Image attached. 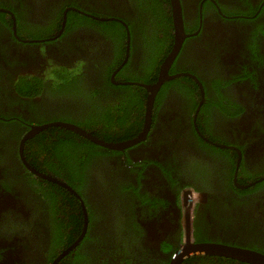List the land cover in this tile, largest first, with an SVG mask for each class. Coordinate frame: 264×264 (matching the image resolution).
I'll return each mask as SVG.
<instances>
[{
    "label": "flooded vegetation",
    "instance_id": "af4514ba",
    "mask_svg": "<svg viewBox=\"0 0 264 264\" xmlns=\"http://www.w3.org/2000/svg\"><path fill=\"white\" fill-rule=\"evenodd\" d=\"M178 2L180 37L174 0H0V264L264 251V0Z\"/></svg>",
    "mask_w": 264,
    "mask_h": 264
},
{
    "label": "water",
    "instance_id": "95a60500",
    "mask_svg": "<svg viewBox=\"0 0 264 264\" xmlns=\"http://www.w3.org/2000/svg\"><path fill=\"white\" fill-rule=\"evenodd\" d=\"M174 16H175V22L177 25V37L182 36V28H181V9H180V4L178 0H174ZM178 31V32H177ZM174 53L171 52L169 57L163 62V65L161 66L160 69V74L159 78L156 82L151 83L148 85L149 89L152 91V94L148 96V100L146 102L147 108H146V116L147 119L149 120L150 115H151V110L154 102V96L162 82L166 80L167 78L170 77L169 72H168V67L169 63L171 62L172 58L174 57ZM63 124L66 125L67 127L73 128L74 130L84 133L88 135L89 137L95 139L96 141L103 143L109 147L112 148H123L127 145H129L132 141L131 140H125V141H119V142H106L103 139H99L98 137H95L94 135L90 134L89 132H86L82 127L73 124V123H63V122H56V124ZM45 125H36L33 128V131H38L42 129ZM34 171L37 173L43 175L44 177H47L48 179L51 180H57L55 177H52L50 175H47L43 172H40L37 168L30 166ZM65 186H67L71 191L77 193V191L68 183L61 182ZM80 197L81 203L84 208L85 212V224H87L88 221V213H87V208L86 204L81 197L79 193H77ZM86 230V227H85ZM84 230V232H85ZM83 235V234H82ZM81 235V237H82ZM76 245V242L73 243L71 247H74ZM68 251L65 250V252ZM193 254H214V255H222V256H227V257H232L241 261L248 262L250 264H264V251L255 249L253 247L249 246H244V245H239V244H232V243H226V242H219V241H201V242H193L190 239H188L185 243H183L180 247H178L174 253L171 255V259L169 264H182L183 260L191 256ZM60 257H58L53 264H56V262L59 260Z\"/></svg>",
    "mask_w": 264,
    "mask_h": 264
},
{
    "label": "trees",
    "instance_id": "16d2710c",
    "mask_svg": "<svg viewBox=\"0 0 264 264\" xmlns=\"http://www.w3.org/2000/svg\"><path fill=\"white\" fill-rule=\"evenodd\" d=\"M125 118V117H124ZM105 119H109L106 118ZM121 121V118L119 119ZM43 139H41L40 143V152L44 153L46 152V148H49L51 145L48 142V140L45 137H42ZM45 149V150H44ZM48 183H51L50 181H48ZM57 188L63 190L66 194H67V190L62 188L60 185H55ZM68 195H69V199L71 201V206L74 210H76V214L78 216V221L79 224L78 226L74 227L72 229L73 232L76 233L75 236H72L71 240H73L78 234H80L82 227H83V220H82V215H81V206L80 203L75 199V196L71 193H69L68 191ZM66 247V245L64 246ZM85 252H83V263L80 260H77V258L79 257V255H77L76 257H74L72 260H65L60 262L59 264H90L91 260L90 256L85 255ZM71 257H69L70 259ZM127 261H131V257H127ZM93 264H95L93 262ZM183 264H250L248 262L245 261H241L232 257H227V256H222V255H214V254H194L191 256H188L185 258V260L183 261Z\"/></svg>",
    "mask_w": 264,
    "mask_h": 264
}]
</instances>
